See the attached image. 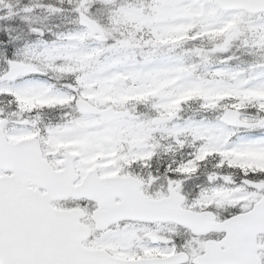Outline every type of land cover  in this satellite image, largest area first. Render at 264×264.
Returning a JSON list of instances; mask_svg holds the SVG:
<instances>
[{
    "label": "snow or ice",
    "instance_id": "obj_1",
    "mask_svg": "<svg viewBox=\"0 0 264 264\" xmlns=\"http://www.w3.org/2000/svg\"><path fill=\"white\" fill-rule=\"evenodd\" d=\"M0 264H264V0H0Z\"/></svg>",
    "mask_w": 264,
    "mask_h": 264
}]
</instances>
